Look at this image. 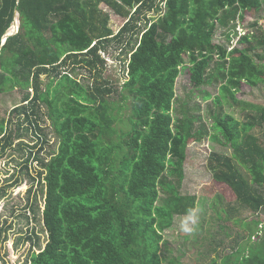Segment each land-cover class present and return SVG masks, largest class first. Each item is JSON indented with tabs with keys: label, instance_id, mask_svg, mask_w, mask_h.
Instances as JSON below:
<instances>
[{
	"label": "trees",
	"instance_id": "trees-1",
	"mask_svg": "<svg viewBox=\"0 0 264 264\" xmlns=\"http://www.w3.org/2000/svg\"><path fill=\"white\" fill-rule=\"evenodd\" d=\"M102 3L125 18L117 33ZM262 11L264 0H0V44L17 13L20 21L1 47L0 93L16 86L33 90L11 110L13 119H0V151L20 135L23 121L43 136L40 103L47 104L58 139L40 172L48 240L31 250L26 264H162V232L197 203L196 195L181 193L191 140L229 146L230 154L209 155L214 181L241 205L256 213L264 208V139L255 133L264 130V106L245 108L243 120L224 109L241 103L243 84L264 85V25L254 22L236 46L230 33L227 41H215L219 30ZM125 41L122 93L131 114L119 136L107 100L119 89L104 77L102 52ZM186 62L195 86L218 87L210 128L195 129L196 113L175 108L176 81ZM79 67L89 71L91 85L72 75ZM44 74L58 77L53 89V79L42 89ZM16 115H24L17 129ZM37 146L31 154L42 143ZM259 238L248 253L238 249L221 261L195 264H264V226Z\"/></svg>",
	"mask_w": 264,
	"mask_h": 264
},
{
	"label": "rangeland",
	"instance_id": "rangeland-1",
	"mask_svg": "<svg viewBox=\"0 0 264 264\" xmlns=\"http://www.w3.org/2000/svg\"><path fill=\"white\" fill-rule=\"evenodd\" d=\"M100 8L110 15V26L117 33L124 24L125 18L104 3ZM150 16L151 19H156L157 12H152ZM254 22L259 26L260 23L264 25V11L260 14L246 15L244 20L233 23L226 31L219 30L215 41H227L226 33H230L232 46H236L240 36L255 29ZM124 47L126 41L123 46L111 43L108 51L102 52V56L107 61L104 77L119 89L107 99L115 110L114 114L117 118L115 128L119 136L128 129L127 123L131 114L130 100H125L122 93V85L127 78ZM72 75L84 85H91L93 81L85 68H77ZM41 79L44 91L47 90L52 79L54 81L52 89L58 81V77L52 78L46 74L42 75ZM28 91L33 93L32 88L24 89L16 86L12 90L0 93V119H7L9 116L13 119L12 114L10 115L11 110L22 104V98ZM217 93L216 85L195 86L191 81L189 63L186 62L176 81L174 105L175 108L179 109L182 106L196 113L195 129L202 126L210 128L209 109L213 106V97ZM237 97L241 103L225 104L224 109L243 120L245 108L249 111L264 106V85L251 87L243 84ZM37 113L38 122L44 132L43 136L27 121H23L24 115H16L12 126L17 129L19 122L23 121L20 135L15 137L13 144L5 151H0V263L2 264H26L31 250L38 252L48 240V234L42 224L45 174L40 178V172L43 170L42 161H48L51 154L57 151L58 139L49 118L47 104L40 103ZM29 126L30 130H27ZM255 133L264 139V130H255ZM43 138H46L44 142ZM113 139L116 143L119 142L118 137L115 136ZM34 145H38L37 149L41 147L37 153L31 154ZM214 151L230 154L231 148L213 142L209 138L199 142L191 140L188 144L184 165L185 179L181 193L196 195L197 203L192 213L176 215L172 226L162 232L163 240L160 242L159 251L162 264H195L214 259L221 261L233 251L236 253L238 249L248 253L246 248L255 247L260 241L259 237L263 235L264 208L256 213L241 205L232 197L226 186L214 181L208 165L209 155ZM241 169L246 173L243 168ZM163 198L164 193L161 192L158 204L163 202ZM259 216H261L260 225L254 221Z\"/></svg>",
	"mask_w": 264,
	"mask_h": 264
},
{
	"label": "water",
	"instance_id": "water-1",
	"mask_svg": "<svg viewBox=\"0 0 264 264\" xmlns=\"http://www.w3.org/2000/svg\"><path fill=\"white\" fill-rule=\"evenodd\" d=\"M17 16H18V13L16 14V17H15V19H14V22H13V29H12V31H10L11 28H12V27H11L10 30L7 32V34H6V35L3 37V39H2V43L0 44V51H1V47H2L3 44L5 43L6 39H7L9 36L13 35L16 31L18 32V29H19V20H18Z\"/></svg>",
	"mask_w": 264,
	"mask_h": 264
},
{
	"label": "bare ground",
	"instance_id": "bare-ground-1",
	"mask_svg": "<svg viewBox=\"0 0 264 264\" xmlns=\"http://www.w3.org/2000/svg\"><path fill=\"white\" fill-rule=\"evenodd\" d=\"M10 31H12V29Z\"/></svg>",
	"mask_w": 264,
	"mask_h": 264
}]
</instances>
